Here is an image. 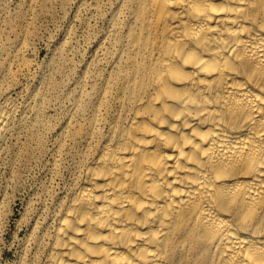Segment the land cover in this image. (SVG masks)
Listing matches in <instances>:
<instances>
[{"label":"bare ground","instance_id":"1","mask_svg":"<svg viewBox=\"0 0 264 264\" xmlns=\"http://www.w3.org/2000/svg\"><path fill=\"white\" fill-rule=\"evenodd\" d=\"M44 3L18 14L20 68ZM98 12L105 28L55 103L49 148L43 94L19 118L0 102V159H50L15 264H264V0H115Z\"/></svg>","mask_w":264,"mask_h":264},{"label":"rangeland","instance_id":"2","mask_svg":"<svg viewBox=\"0 0 264 264\" xmlns=\"http://www.w3.org/2000/svg\"><path fill=\"white\" fill-rule=\"evenodd\" d=\"M114 1L45 0L42 8L35 7L26 38L28 63L20 68L13 59V50L22 28L18 14L27 12L28 0H0V102L3 94L13 99L19 118L30 94L45 96L43 109L48 118L44 123L49 130L40 134L45 148L52 144L63 117L55 103L62 100L66 88L72 84V75L79 74L81 64L95 54L97 38L105 28L98 8L105 13ZM63 44L67 46L64 57L54 66L51 59ZM45 77H49V82L43 80ZM13 137L6 143L8 150L14 147ZM3 157L0 159V211L3 214L0 264H15L27 231L28 209L38 207L37 197H34L36 188L38 190L41 182H48L46 164L50 159L38 151L15 161L14 153Z\"/></svg>","mask_w":264,"mask_h":264}]
</instances>
